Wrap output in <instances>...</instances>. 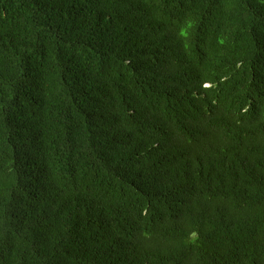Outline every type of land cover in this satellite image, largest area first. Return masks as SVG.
<instances>
[{
    "label": "trees",
    "instance_id": "1",
    "mask_svg": "<svg viewBox=\"0 0 264 264\" xmlns=\"http://www.w3.org/2000/svg\"><path fill=\"white\" fill-rule=\"evenodd\" d=\"M0 264H264V0H0Z\"/></svg>",
    "mask_w": 264,
    "mask_h": 264
},
{
    "label": "bare ground",
    "instance_id": "2",
    "mask_svg": "<svg viewBox=\"0 0 264 264\" xmlns=\"http://www.w3.org/2000/svg\"><path fill=\"white\" fill-rule=\"evenodd\" d=\"M258 114V113H257Z\"/></svg>",
    "mask_w": 264,
    "mask_h": 264
}]
</instances>
